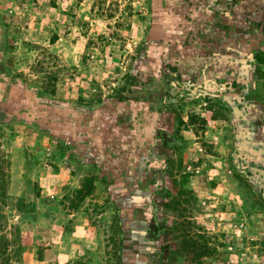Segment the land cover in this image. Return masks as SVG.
Here are the masks:
<instances>
[{"label":"rangeland","instance_id":"obj_1","mask_svg":"<svg viewBox=\"0 0 264 264\" xmlns=\"http://www.w3.org/2000/svg\"><path fill=\"white\" fill-rule=\"evenodd\" d=\"M256 49L264 0H0L11 264H264Z\"/></svg>","mask_w":264,"mask_h":264},{"label":"trees","instance_id":"obj_2","mask_svg":"<svg viewBox=\"0 0 264 264\" xmlns=\"http://www.w3.org/2000/svg\"><path fill=\"white\" fill-rule=\"evenodd\" d=\"M110 5L112 6V4L110 3ZM129 9V4L126 5L123 9ZM121 10V9H120ZM129 28V27H128ZM132 32V30L130 29V33ZM256 54H255V63L256 66H258L259 68H261L264 71V51L260 50V49H256ZM44 54L42 53V58L38 57L34 60V64L31 66V69L36 72V79L34 80V82H39L40 84L36 87L37 89V94L38 95H42L44 97H49L52 96L54 93V83L56 81V72L57 69L56 67L51 68V66H54L56 64H50L49 61H46L44 59ZM48 58H50L48 56ZM110 62V61H109ZM168 67L167 63H163V67ZM40 92V93H39ZM197 117L190 115L188 116V121L191 124H194V122L196 121ZM4 121H0V126L4 127L5 125L9 124V123H4L2 124ZM31 125L35 128H38L39 130L42 129L37 127V125L34 123H31ZM7 127V126H5ZM43 130L45 132H47L50 136V130H47L45 128H43ZM34 131V130H33ZM27 133L30 136V130L28 132V126H27ZM54 138V137H53ZM5 166V167H4ZM8 173H7V168H6V160L3 159L2 157V153L0 152V264H11V257H10V252L12 251L13 253H15L16 255L21 254L22 250H23V238L25 240V235H23V228H25V226H28V221L24 220V219H20L16 224L12 225L11 229H5V225L6 222L5 221V213L3 212V207L7 204L11 205V208L13 206H15V209L18 210V206H25L27 203H23V202H18V201H11L10 198L8 197L7 193H6V186L8 183ZM81 193L85 191H87L86 187L89 185V182H87V177L82 178L81 179ZM13 205V206H12ZM14 208V207H13ZM22 211H24L25 209L22 207L21 209ZM25 223V224H24ZM25 242V241H24Z\"/></svg>","mask_w":264,"mask_h":264}]
</instances>
